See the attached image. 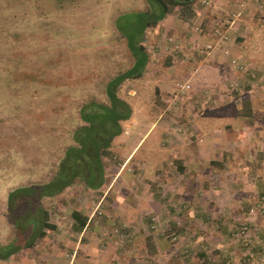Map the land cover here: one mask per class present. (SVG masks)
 Here are the masks:
<instances>
[{"label":"rangeland","instance_id":"obj_1","mask_svg":"<svg viewBox=\"0 0 264 264\" xmlns=\"http://www.w3.org/2000/svg\"><path fill=\"white\" fill-rule=\"evenodd\" d=\"M207 1H211L210 7L200 6L195 0L199 21L192 18L191 10L181 17L178 10H173L168 25H155L141 35L138 42L148 55L147 65L140 78L125 80L117 89V96L129 105L131 116L122 125L121 134L112 140L110 155L102 158L104 186L92 191L74 183L54 197L41 199V207L55 230L47 231V238L39 241L50 246L57 242L64 259L51 256L53 263L65 264L73 253L79 257L75 263L88 256L93 260V255L96 260L107 259L108 264H243L250 245L237 237L242 225L249 238L255 236L259 241L247 252L255 258L264 255V196L260 204L246 203L255 211L253 227L242 218L245 209L234 208L241 210L231 215L234 220L240 217L239 222L220 218L212 201L217 191L236 189L227 190L232 180L243 177L244 187L254 189L264 179V174L260 176L254 170L257 164L264 166V132L249 143L251 147L262 144L259 159L253 158L257 154L253 150L235 153L250 158L249 163L241 162L249 169L245 175L227 161L223 171L216 168L213 172L203 163L179 172L172 153L167 154L172 165L156 169L155 165L165 160V153L156 157H145L144 153L149 140L150 146L160 149L197 145L212 153L248 138L242 131L234 140H225L224 135L231 133L226 131L228 115L235 110L229 100L237 99L233 93L243 96L253 85L251 82L256 81L253 88L261 90L258 82L264 73V53L250 57L257 71L247 70L254 78L242 70L229 69L231 59L244 65L247 62L234 58L228 47L226 57L208 55L205 46L213 42L209 30L214 24L221 28L220 21L226 16L225 11L214 13L215 0ZM241 1L226 0L225 7ZM263 4L264 0L261 8ZM146 9L145 0H0L1 247L10 246L17 238L6 214L8 193L19 187L45 184L52 178L65 149L73 146L74 130L81 125L79 107L89 101L103 102L105 85L131 67L133 60L120 35L136 33L139 17L135 13ZM254 11L250 16L257 20L260 13ZM184 19L186 24L181 21ZM223 42L219 45L226 47L229 41ZM201 63L205 67L196 71ZM218 66L220 73L214 71ZM180 85L187 89H180ZM219 101L223 105L217 107ZM143 139L147 141L139 143ZM138 143L139 153L131 161L136 167L129 164L128 170L122 169L123 161ZM221 152L212 156H217L216 164L223 160ZM196 155L205 156L203 151ZM118 172L130 177L122 179L121 184L118 176L114 178ZM163 186L171 195H164ZM148 193L157 203L146 201ZM194 196V202L189 201ZM149 204L159 207L149 208ZM124 208L129 216L123 213ZM73 210L87 217L80 232L72 230ZM121 229L126 230L124 234ZM217 239H226L232 255L223 251L220 258L216 257L218 250L226 249L216 248ZM67 241L72 248L65 247ZM77 242L96 247H76ZM225 256L236 258L229 261ZM27 261L26 255L15 264Z\"/></svg>","mask_w":264,"mask_h":264},{"label":"crops","instance_id":"obj_2","mask_svg":"<svg viewBox=\"0 0 264 264\" xmlns=\"http://www.w3.org/2000/svg\"><path fill=\"white\" fill-rule=\"evenodd\" d=\"M200 1L201 0H199V2H198L199 5L203 6L200 4ZM219 1H222L223 4H219ZM229 1H231V0H228V2ZM245 1L247 2V6H246L245 10L241 12L239 19H237V18L233 19L232 15L235 12H237V10H238L237 5L240 2L234 3L233 7H231V6L229 7V5H228L226 8L225 4L226 5L228 4L226 2V0H215L214 1V4H213L214 13H217V11H219V10L225 11L226 17L223 18V20L221 19L222 21H220L219 25L221 26V28L219 26H216V24L211 26V28L209 30V34H210V38H212L213 42L210 41V43H208V44L213 45L214 51L210 52V53H208V52H206V53L208 55L217 54V57L219 59H221L223 57H226V55H228V50H226V48L228 47L231 55L234 58H238V59H240V61H242L244 59L247 62V63H245L246 65H244L242 62L238 63L234 60L236 63L241 65V69L236 70V69L232 68L230 63L228 65L229 69L232 72L242 70L243 72H246V75L248 77L254 78L253 74H251V72L248 71L247 69H253L254 71L255 70L257 71V67L255 66L254 63H252L253 61L250 60V57L256 56L260 53H264L263 52L264 51V30L262 31V29H263L262 26H264V4L262 5V8H261V3H263V0H261L262 2H260V8H261L260 9L259 7L255 6L254 4H251L250 0H245ZM209 3H211V1L210 2L208 1V5L203 6V7H210L211 4H209ZM190 10H191L192 15H193L192 18L195 21H199V16H200L199 13L200 12L198 11V9L195 5V0L193 1V4H192ZM252 10L258 11L260 13V17L257 20L250 16V14H251L250 11H252ZM173 17H174V15L172 13H169V14L165 15V17L161 21H159L156 25L157 26H160V25L162 26L163 24L168 25L169 19L173 18ZM181 21H183L184 24H186V22H187L185 19L181 20ZM189 22H191V21H189ZM212 22H214V21H212ZM214 32H216V33H214ZM221 32H224L225 39H221V36H220ZM185 36H186V34H185ZM140 40H141V37H140ZM224 40L226 42L229 41L228 42L229 46H228V44L226 47H221L219 45V43L221 41H224ZM149 41H152L151 34H150ZM226 42H223L222 44H224ZM125 48H126V46H125ZM230 53H229V56H231ZM232 60L233 59H231V61ZM146 65H147V63H146ZM203 67H205V66H203V63H201L198 66V68L196 69V71L198 69L201 70ZM211 71H212V69H211ZM214 71L216 73H220L221 69L218 66V67H215ZM219 80L217 83H219ZM255 83H256V81L251 82V84H253V85L250 86L248 91L243 95L244 97L242 99L232 100L233 98H231L229 100L230 101L229 103L233 104L235 106V108H234L235 113L237 110L241 109V103H242L241 101L249 100L250 103H248V104L250 107H251V104L253 106H257V109H258L257 113H254V114H252V111H249L248 107H244V110H243L244 114L243 115L242 114L237 115L235 113L228 115V120H227L228 124L226 123V125L228 127L226 128V131H229L231 133L224 135L225 140L226 141H229V140L232 141L236 138V133H239V132L241 133L242 131H245V132H247L248 138L244 142L239 143V144H235V145H231V146H227V148H225V150H223V151L219 150L217 152L207 153V151L202 148L203 146H197V145L184 146V147H174V148L171 146H168L166 149H164V148L160 149L158 147L150 146L149 145L150 140L147 141V139H145V140L143 139L142 141H139V143L141 142L143 144L145 141L148 142V145L146 146V150L144 152L146 154L145 157H148L147 155H150V154H152L153 157H156L158 155V153H160V154L165 153V157H164L165 160H162V161H160V163H157L155 165L156 169H158V168L164 169L166 164L172 165L171 160L167 161V158H168L167 154L172 153L173 154L172 156L178 160V163L180 166V167L177 166V171H178V168H180L181 169L180 172L183 171V173L185 172L184 168L185 169L192 168V166H194L196 164L202 165L203 163H205V165H203L204 167L211 168L213 170V172H215L214 170L216 168H218L220 171H223V168L226 164L224 161H227V163H228L227 165L235 167L237 172H239V170H241V174L245 175L249 169L247 167H244V164H242V163H243V161H246L247 163H249L250 158H246V156L242 157L240 155L237 156L235 153H239L240 151H241V153H250V150H253L254 153H257L256 156L255 155L253 156V158L259 159L260 158L259 153L263 152V146L260 142L256 143L252 147H251V145H249V143L253 142L255 136H260L259 132H264V73L261 74V76L259 77V82H258L259 85L262 86L261 90H258V88H253V87H256ZM212 103L214 104V103H216V101L214 100ZM221 105H223V102L219 101V103L217 104V107H220ZM258 106H260V107H258ZM250 131H252V134ZM139 143L137 144V146L135 148L131 149V152L126 157V159L123 161V163H122L123 167H121L122 169L125 167L126 168L130 167L129 164L133 165V168L136 167V164L131 163V161H132V159L137 158V154L139 153L138 150L140 148ZM202 151L205 154V156L196 155V153H201ZM220 152H221V156H222L223 160L218 161V164H216L215 162H217L216 161L217 156H215V159L212 156L214 155V153L217 154ZM231 153H233V157H231ZM227 154H230V155H227ZM222 161L224 162V164L220 165V163ZM231 163H234V164H231ZM257 163H259V161ZM141 164H142V162H141ZM145 165H147L146 161H145ZM194 169H198V168L194 167ZM127 170H128V168H127ZM254 170H257L258 175H260V176H262V174H264V166H262L260 164H257V166L254 168ZM117 174H119V172ZM117 174L115 175L114 178H116V176H118L119 183H121V182L123 183L122 179L124 180V179H128L130 177L129 174L128 175H127V173L123 174V172H120L119 175H117ZM260 181H259L257 186L253 187L254 189L249 188V187L246 188V187H244L245 183L243 181V177H241V179L232 180V182L229 186V189H227V190H231L232 188H236L234 191L232 190V192H228V193H223L222 191H217V195L212 199L217 215H220V218L222 216H224L225 218L229 217L233 221L239 222L240 217H238L236 220H234L233 216H231V215H233V213H236V212L237 213L241 212V210H235V209H245L244 210L245 214L242 213V214H244V215H242L244 222L249 221L248 223H246V225L248 224L249 227L255 226V224H256L254 222L255 211H253V209L250 207L248 208V206H246V203L254 202L256 204H260L259 200H262V198L264 196V179H263V177H262V180H260ZM191 185H192V183H191ZM191 185H190V187H191ZM163 187H166L163 189L164 195L165 196L171 195V191L169 190V188H167V186H163ZM141 190H143V189H141ZM144 193H147V192L145 191ZM183 193H184V191H183ZM250 193H253V196H251ZM124 198H125V196H124ZM145 199H146V201H151L153 203H157L156 200L153 198V195L149 194V196H146ZM192 199H196L195 196L193 198H191L189 201H193ZM237 200H240V201H237ZM123 202L125 203L124 206H126V201L123 200ZM224 203H225V205H224ZM155 206L159 207V205H156V204H154V205L149 204V208H155ZM229 211H231L230 215L227 214ZM246 211H247V213H246ZM123 213H125V216L130 215L128 213V210L125 208L123 209ZM137 213L139 214L141 212L137 211ZM239 215H241V214H239ZM132 216H134V214H132ZM120 218L125 222H129V221H126V219L123 215H120ZM249 224H251V226ZM47 231H50V230H46L45 237L43 238V240L47 238L46 237ZM231 239L234 241L233 233L231 234ZM38 241H36L34 243L33 247L28 248V249H23V250L21 249L17 253L10 255L7 259L0 261V262H4L5 264H11V261H12V264H15V262L23 259V257H25L26 255H27V257H29V261L24 262V263H27V264H29V262L31 264H55V262L53 263V261L50 260L54 256H57L62 261L64 260L62 258V254H61V251L59 250V246H58L57 242H54V241L52 243L50 242L52 244L50 246V244H47L46 241H39V242ZM233 243H235V242H233ZM75 245H77L76 247H80V246L83 248L85 247V249H86V247H87V249H91L92 247L93 248L96 247V245H89L88 243H85L82 246L81 243H78V242ZM227 245H228V242L226 241V239H222V240L217 239L216 240L215 246L217 249L226 247V249L218 250V255L216 257L220 258L221 252H223V251L225 252V254H228V253L231 254L230 246H227ZM107 246L108 245H106L105 248ZM65 247L67 249L72 248L73 244H71V242L67 241L65 243ZM86 251L89 252V250H86ZM51 256H53V257H51ZM14 257H15L16 261H15ZM81 257L84 260L83 255ZM92 257H93V260H91L90 256H88L85 259V261H81L82 264H108L107 259L100 258L99 260H96V258L93 255H92ZM225 258L230 259L232 261H235L236 257H232V259H231L228 256H225ZM37 259H41L42 261L37 260ZM76 259H79V257H77L76 254L74 255L72 253V254L68 255L67 262L65 264H73V263H75ZM128 261L131 262L132 260L129 259ZM81 262H80V260H77V262L75 264H81ZM111 263H113V262H109V264H111Z\"/></svg>","mask_w":264,"mask_h":264},{"label":"trees","instance_id":"obj_3","mask_svg":"<svg viewBox=\"0 0 264 264\" xmlns=\"http://www.w3.org/2000/svg\"><path fill=\"white\" fill-rule=\"evenodd\" d=\"M145 3L147 9L135 13L139 17V29L133 33L135 36L129 32L120 35L133 60L131 67L105 85L103 102L89 101L79 107L81 125L74 130L71 136L73 146L65 149L52 178L45 184L19 187L8 193L6 214L17 238L10 246H0V261L21 249L33 247L36 241L45 237L46 230H55V226L48 222L47 212L41 207V199L53 197L74 183L92 191L104 186L102 158L110 155L112 140L121 134L122 125L131 116L129 105L117 96V89L125 80L140 78L147 63L145 51L138 41L144 30L154 27L171 11L178 10L180 17L190 11L193 0H145ZM232 95L239 100L244 97L237 93ZM241 102V109L233 113L243 115L244 107H248L252 114L257 113V106L251 104L250 107L249 100ZM223 164L222 161L220 165ZM70 218L73 231L80 232L85 227L87 217L81 212L71 211ZM123 231L126 230L121 229L120 233ZM203 264L207 262L203 261Z\"/></svg>","mask_w":264,"mask_h":264},{"label":"built area","instance_id":"obj_4","mask_svg":"<svg viewBox=\"0 0 264 264\" xmlns=\"http://www.w3.org/2000/svg\"><path fill=\"white\" fill-rule=\"evenodd\" d=\"M260 1L261 0H250V3L251 4H254L255 6H257V7L260 8ZM200 4L203 5V6H207L208 5V1L207 0H201L200 1ZM246 6H247V2L245 0L244 1H241L237 5V7H238L237 12H235L232 15L233 19H236L238 17V15H240L241 12L245 10ZM214 33H216V32H214ZM220 36H221V39H225L224 32H221ZM205 50H207V52L210 53V52H213L214 51V47H213V45L208 44V45L205 46ZM230 65L232 66V68H234L236 70H240L241 69V65H239L238 63H236L234 61H231L230 62ZM179 87H180V89H183V88L187 89V86L180 85ZM124 133L126 134L127 132H124ZM122 229H123V227H122ZM122 233L124 234V231ZM237 237H239L241 239V241L244 242L245 244L248 243L250 245L248 248H246V252H245V254L247 253L246 254V259L245 260H242V263L243 264H263L264 255H262L261 257L255 258L254 255L251 252H247L248 249H250V247L252 245L259 243L258 238L255 237V236L249 238L247 236V229H246V227L244 225H242L240 227V229H239V231L237 233ZM175 239L176 238L174 236L171 238L172 241H174ZM228 260L230 261V259H228ZM223 264H229V262L226 261Z\"/></svg>","mask_w":264,"mask_h":264}]
</instances>
